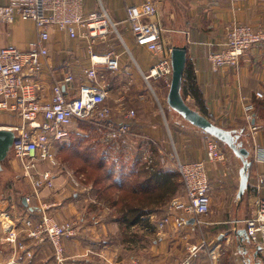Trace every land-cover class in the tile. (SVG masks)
<instances>
[{"label":"crops","instance_id":"crops-1","mask_svg":"<svg viewBox=\"0 0 264 264\" xmlns=\"http://www.w3.org/2000/svg\"><path fill=\"white\" fill-rule=\"evenodd\" d=\"M145 1L148 0H85V15L105 11L116 30L120 28L124 31L125 51L129 54L109 51L119 56L121 75L119 73L120 76L115 78V89L104 81L110 97L115 98L114 119L118 121L122 120L119 109L124 105L129 107L128 103L133 101L131 93L141 90L137 72L131 64L145 75L158 59L136 44L131 25L127 22V9ZM149 1L156 4L159 10L157 19L167 32L165 45L187 48L186 67L190 66L194 80L185 79L184 72L183 82L186 81L187 88L193 86L194 94L184 95L186 102L189 104L190 100L193 105H189L193 109L217 126L239 134V141L249 151L247 160L251 165L247 170L244 192L240 193L243 162L234 151L224 146L226 160L207 164L210 211L202 217V224L194 231L192 223L177 230L171 226L160 230L158 223L166 215L169 201L176 197L184 199L183 187L165 203L145 206L150 213L141 215L131 223L119 217L121 211L115 203L119 193L118 197L108 202L102 201L89 179H84L77 188L67 174L59 173L55 187L42 189L38 196L33 194L32 186L25 180L22 187L17 189L15 173L20 169V164L9 157V153L0 171V264H54L49 244L43 247L29 245L35 250V256L27 259L15 253L11 245L4 241L3 223L6 221H2L1 215H12L15 220H37L42 208L58 222L73 223L74 235L63 240L68 264H180L188 258L190 264H264V236H260L259 243L255 244L246 241L248 237L244 233V221L254 215L256 202L264 197V98L256 97L257 91L264 92V42L247 51L236 68L224 67L214 72L208 58L224 42L226 27L230 23L248 24L264 32V0H245L236 4L229 0ZM24 22L29 26L30 36L23 40L14 32L4 39L5 43L1 41L0 46L12 44L22 50L28 49L36 38V30L32 21ZM81 33L79 31L78 37L70 39L58 29L51 31L48 42L49 68L46 67L41 77V94L45 101L50 99L53 85L60 81L64 70H83L91 66L88 50L91 40ZM99 44L95 42L94 52L102 54L97 52ZM105 71L108 70L103 67V75ZM81 79L78 77L73 84V96L78 95ZM137 98L144 101L145 97L141 94ZM136 113L131 121L133 129L153 142L148 144L144 139L131 140L135 151L124 152L126 157L121 155L128 165L138 170L144 168L148 173L161 168L170 171L166 165L159 164L152 169L147 168L142 160L148 150L156 161L161 153L170 149L176 150L183 162L206 160L207 134L177 112L181 121L171 118L170 122H165L160 111L150 106L145 116ZM248 115H254V119L249 120ZM5 118L0 117V125L4 122L16 123L14 118L10 121H5ZM253 125L257 127L256 131L252 129ZM67 142L60 151L67 148ZM124 203L122 212L127 213ZM21 222L16 224L20 228ZM193 247L196 250L191 254Z\"/></svg>","mask_w":264,"mask_h":264},{"label":"built area","instance_id":"built-area-1","mask_svg":"<svg viewBox=\"0 0 264 264\" xmlns=\"http://www.w3.org/2000/svg\"><path fill=\"white\" fill-rule=\"evenodd\" d=\"M84 5L85 0H0V24L10 26L18 21H32L36 30V38L26 50L12 44L0 46V117L7 113L18 120L0 128L14 132L10 154L20 164L22 177L30 183L33 194L37 196L42 189L55 187L58 175L55 169L59 168L57 154L68 141L75 124L94 125L98 131L104 132L113 147L117 144L124 148V145H130L131 140L153 142L133 129L134 110L124 111L122 106L119 109L122 120L114 119L116 111L109 104L110 93L104 86L101 70L103 67L114 72L119 70V56L111 52L104 55L94 52L95 42H105L112 24L105 11L85 15ZM158 14L156 4L148 0L127 9V22L131 25L136 44L158 58L146 78H161L170 86L172 48L165 45ZM112 26L116 29L114 24ZM53 29L66 33L70 39L78 37L82 31V36L91 40L88 45L91 66L83 70H64L60 81L53 85L50 99L45 101L41 94V77L49 66L48 42ZM263 42L264 33L251 25L239 23L228 26L225 43L209 55L212 70L218 72L224 67H237L246 51ZM100 57H104V62L99 61ZM78 77L82 78L81 86L78 95L73 96V84ZM256 97H263L261 91L256 92ZM247 118L253 120L254 115ZM252 129L256 131L257 127L253 125ZM143 158L144 165L150 169L157 164L166 165L168 159L175 161L174 166L184 188V199L176 197L169 201L167 213L159 220L158 229L171 226L177 230L192 223L194 231L210 211L207 164L226 160L222 145L207 135L206 160L183 162L178 157L165 159L160 156L156 161L150 150L144 153ZM45 162L51 167L41 169L40 165ZM67 174L71 183L79 188L81 178ZM37 216V220L25 219L21 228L11 220L10 224L3 223L4 241L15 253L27 259L35 256L31 245L43 247L49 244L54 264H68L63 240L74 235L73 223L58 222L44 208ZM244 227L249 241L259 243L260 236H264V197L256 202L254 215L244 221ZM195 250L193 247L191 254ZM189 260L180 264H190Z\"/></svg>","mask_w":264,"mask_h":264},{"label":"rangeland","instance_id":"rangeland-1","mask_svg":"<svg viewBox=\"0 0 264 264\" xmlns=\"http://www.w3.org/2000/svg\"><path fill=\"white\" fill-rule=\"evenodd\" d=\"M241 2H243V1H237V2H232V3L236 4V3H241ZM234 24H239V23L233 22V23L228 24L226 27V30H227L228 26L234 25ZM28 30H29V26L27 24H25L24 21H20L19 23H15L14 25H10V26L5 25V24H0V35H2V37H3V39L0 40V44H1V41H3V43H5L4 39L8 38L9 36H12V34L14 32L15 33L17 32L18 36H22L23 40H26L30 36L29 35L30 33L28 32ZM109 30L111 32L107 36L105 42L98 40V42H100V44L97 46V52L102 53L101 55H104V54H107L109 51H112V50L117 51L119 53L125 51L126 48H125V43H124L125 39L123 37V34H124L123 29L118 28L116 30L110 25ZM255 30H257V29H255ZM257 31L263 32L262 30H257ZM166 35H167V32L164 31L163 32V39L164 38L166 39V37H167ZM225 41H226V36H225L224 42H222L221 44L225 43ZM166 44H167V41H166ZM168 45L169 44H167V47H169ZM125 52L127 53L126 55L129 54L128 51H125ZM88 55H89V53H88ZM150 55H152V54L150 53ZM131 65L134 67V69L137 72L136 75H137L138 81L140 82L141 90H137L135 93L132 92L131 96H132L133 101L128 103L129 107H126L124 105L122 109L124 111L134 110L135 113L138 112V114L142 115V117H143L146 115L147 108L150 106V107L154 108L155 110L160 111V115L162 118L165 119V122L166 121L170 122L171 118L176 120V121H181L178 119L179 116L175 112H173L172 110H168L171 108L168 107L166 98H167L170 86H168L167 83L161 78H155V77H151L149 79L146 78V76L148 75L150 70L148 72H146L144 75L143 73H141V71L134 64H131ZM120 71H121V69L119 68V70H117L115 72L110 71V70L104 72L105 75L103 76V80L106 81L107 86H111L113 89H115V85L117 83L116 79L121 75ZM119 73H120V75H119ZM261 93L263 95V97L261 99H263L264 98V92L261 91ZM141 94L144 95V97H145L144 101L139 100L137 98ZM135 98L137 100H135ZM135 101H137V102H135ZM188 102H189V104L193 105V103L190 100H188ZM109 104L116 106V101H115L114 97L113 98L110 97ZM2 117H6L5 121L6 120L7 121L13 120V117H11L7 113H4L1 116V119H2ZM13 121H15L16 123L18 122L17 119H14ZM184 122H182V123H184ZM1 124L2 125H0V126H2V127L8 126V123H6V122H4V124L3 123H1ZM85 125H87V124H85ZM68 146L69 147L70 146L71 147L72 146L82 147L83 153H86V154H87V152H93V153H95V159L103 158V156L108 157L107 158L109 160L108 163L115 162L116 160H120L121 155L126 157V155H125L126 153H124V152L130 153V151L131 152L135 151L133 146H131V144L128 146L124 145V148L117 146V144L115 145V147H113L112 143L110 141L106 140V136L104 135V132H100V131L94 132L90 129V127H89V130L83 129L81 127L80 123L75 124L72 127V129L70 131V137H69V140L67 142V147ZM66 149L67 148H64L63 150H61L57 154L56 159H57V162L59 164V168H56L55 172L57 174L60 173V175H62V173L67 174L68 172H71L72 175H74L76 177H80L81 182L83 183L84 179L87 180L88 177H87V174L85 172L80 171V166L86 165V163H83V160H80V159H76L73 157L70 158V155L68 154V152H66ZM176 153H177L176 150L174 151V150L170 149L169 151H164L161 156H163L165 159L172 158V157L177 158L178 155ZM9 157L12 158V155L10 154ZM125 157L123 159H125ZM167 161H169V162L167 163L168 165L166 164V167L169 168L171 172L175 173L177 175L178 180L180 181V178H179V176L176 172V168L174 166L175 161H172V159H168ZM142 162L144 163V159L142 160ZM89 165L92 168H94L93 163H92V165L91 164H89ZM106 166L108 167V165H106ZM159 166H160V164H159ZM40 167H41V169H44V168H50L51 166H50V164L42 163L40 165ZM87 167L90 168L89 166H87ZM92 170L93 169H89V171H92ZM77 174L78 175L80 174V175L78 176ZM15 176H16L17 189H19L22 187L24 180H25L21 174V167L17 171V174L15 173ZM66 176H68V174ZM17 177H18V179H17ZM25 181H27V180H25ZM180 183H181V181H180ZM111 192H113V193H111ZM16 193H18V192H16ZM97 193H98V197L101 196L99 194V191ZM108 193L109 194L111 193L110 195L113 198L118 197L119 190H117V189L109 190ZM108 198L109 197H107V196L106 197L102 196V199H100V200H102V201L105 200L106 202H108ZM86 199H88V198H86ZM97 210H99V209H97ZM1 216H2V221L3 222L6 221L5 224H10V220H11L16 225V224H20L21 221L23 222L25 219H27V218H25V219L21 220L20 218L19 219L17 218L15 220L14 216L6 215V214L1 215ZM99 218L100 217H98L97 219H99ZM63 222H66V221H63ZM52 257H53V261H54L53 252H52Z\"/></svg>","mask_w":264,"mask_h":264},{"label":"trees","instance_id":"trees-1","mask_svg":"<svg viewBox=\"0 0 264 264\" xmlns=\"http://www.w3.org/2000/svg\"><path fill=\"white\" fill-rule=\"evenodd\" d=\"M187 78L194 80V75L189 65L185 69V79ZM193 92V86L189 85L187 88L186 81L185 83L183 82V95H193ZM80 124L83 129L89 130L90 127L92 131H98L90 123ZM219 143L222 147L227 146L221 141ZM68 147L66 152H68L70 158L80 159L83 160V163H86V165L80 166V171L87 174L88 179L97 188L101 197L107 196L109 197L108 201L112 200L114 198L110 194L113 192L109 194V190H119L120 196L115 203L121 211L119 217L128 222L133 223L141 215L150 213L145 210V206L157 202L163 204L183 187L177 175L171 171H164V168L156 170L154 173H148L144 168L138 170L137 167L128 165L122 157L117 162L108 163V157L103 156L104 159H95V153L87 151V154L83 153L82 147ZM92 163L94 168L89 165H92ZM89 169L93 170L89 171ZM176 172L180 178L178 171ZM124 201L127 205V213L122 212L125 206ZM137 205L141 209H138Z\"/></svg>","mask_w":264,"mask_h":264},{"label":"water","instance_id":"water-1","mask_svg":"<svg viewBox=\"0 0 264 264\" xmlns=\"http://www.w3.org/2000/svg\"><path fill=\"white\" fill-rule=\"evenodd\" d=\"M171 60L173 74L166 98L168 106L193 126L198 127L207 135L226 144L241 158L244 165L242 169V184L240 190V193L242 194L246 188L248 180L247 170L251 165L247 160L249 151L243 147L242 143L239 141V134L235 131L225 130L217 126L208 117L200 114L186 102L183 95V77L187 64V48L184 46L173 47L171 51ZM14 139L15 134L13 131L6 128H0V171L2 169L3 161L10 153ZM24 202L26 203V200ZM244 233H246V231ZM246 241H249L248 238Z\"/></svg>","mask_w":264,"mask_h":264},{"label":"bare ground","instance_id":"bare-ground-1","mask_svg":"<svg viewBox=\"0 0 264 264\" xmlns=\"http://www.w3.org/2000/svg\"><path fill=\"white\" fill-rule=\"evenodd\" d=\"M104 60H105L104 57H100V58H99V61H101V62H104ZM10 222H11V221H10Z\"/></svg>","mask_w":264,"mask_h":264}]
</instances>
